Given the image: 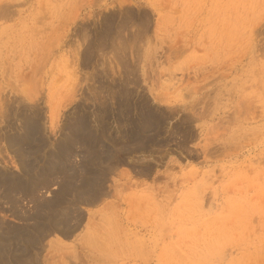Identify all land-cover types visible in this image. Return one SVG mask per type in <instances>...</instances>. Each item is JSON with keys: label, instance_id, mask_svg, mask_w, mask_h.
Wrapping results in <instances>:
<instances>
[{"label": "rangeland", "instance_id": "1", "mask_svg": "<svg viewBox=\"0 0 264 264\" xmlns=\"http://www.w3.org/2000/svg\"><path fill=\"white\" fill-rule=\"evenodd\" d=\"M1 224L8 264H264V0H0Z\"/></svg>", "mask_w": 264, "mask_h": 264}, {"label": "bare ground", "instance_id": "2", "mask_svg": "<svg viewBox=\"0 0 264 264\" xmlns=\"http://www.w3.org/2000/svg\"><path fill=\"white\" fill-rule=\"evenodd\" d=\"M147 108V107H146ZM36 118V117H35ZM32 119H34L33 117H32ZM31 120V119H30ZM34 123V122H33ZM31 125H32V123H31ZM29 126V128L28 129H26L25 130V136H26V139H28V140H31V139H33V138H39V130H38V128H37V126H35V124H34V126ZM101 128V127H100ZM133 131V130H132ZM21 133V132H20ZM19 135V134H18ZM23 135V136H24ZM15 136V135H14ZM122 136V135H121ZM129 136V135H128ZM16 138L17 137H15L14 138V140H16ZM19 138V137H18ZM22 138V137H21ZM21 138H19L20 139V141H21ZM31 138V139H30ZM24 139V138H23ZM25 139V140H26ZM14 140H12L11 142H10V144L11 145H13L14 143L16 144V142L14 141ZM23 142V141H22ZM43 142V141H42ZM28 143V142H27ZM19 144H20V142H19ZM23 145H25V147L26 146H29V145H26V144H23ZM18 147H19V150L20 151H22V150H24L25 149V147H23L22 146V144H20V145H17ZM53 159V158H52ZM54 159H56V157L54 158ZM28 168V167H27ZM26 171V170H25ZM33 172V171H32ZM32 172H30V174L32 173ZM41 173V171H35V173L36 174H38V173ZM27 173H29V172H27ZM30 174H28V176L30 175ZM35 174V176L37 177V176H40L41 174H39V175H36ZM32 175H34L33 173H32ZM31 175V176H32ZM33 177V176H32ZM31 177V178H32ZM34 179H36V178H34ZM20 180V179H19ZM28 180H29V178H28ZM42 180H44V179H42ZM41 180V178H40V181H42ZM28 182V181H27ZM30 182H31V180H30ZM35 182V181H34ZM24 183V182H23ZM32 183H33V181H32ZM38 183V182H37ZM45 183V182H44ZM26 184H28V183H26ZM41 184H43V182L41 183ZM17 185H18V183H17ZM34 185V184H33ZM32 185V186H33ZM39 185V184H38ZM45 185H46V183H45ZM101 185V184H100ZM30 186H31V184H30ZM42 186V185H41ZM93 186V185H92ZM99 186V185H98ZM97 186V187H98ZM36 187V186H35ZM32 188V187H31ZM94 188V187H93ZM33 189V188H32ZM100 189V188H99ZM30 190V189H29ZM92 190H94V189H92ZM98 190V189H97ZM97 190L95 191V192H97ZM84 191V190H83ZM86 191V190H85ZM100 191V190H99ZM98 191V192H99ZM34 192V191H33ZM32 192V193H33ZM87 192V193H86ZM85 193L86 194H89V190L88 191H86ZM81 194V193H80ZM83 194V193H82ZM98 194V193H97ZM96 194H94V196H95ZM89 197V196H88ZM88 197H86L87 199H88ZM90 198H91V196H90ZM93 198V197H92ZM6 229L8 230V228L7 227H5L3 224H1L0 225V249H2L3 248V246H4V244H6V242H8L10 245H12L13 244V240L14 239H16L15 237H18V238H20V235L21 234H24L23 232H21L20 230H13V231H10V230H8V231H6ZM6 232H5V231ZM10 231V232H9ZM8 232V235H4V234H6ZM26 233V232H25ZM25 235V234H24ZM22 238V237H21ZM24 238V237H23ZM22 238V239H23ZM20 240V239H19ZM15 242V241H14ZM28 251H29V249L27 248V246H24L23 248H21L18 252H19V256L15 259V260H17L18 261V263L19 264H22L21 262V260L23 259V258H25L26 257V255H28L29 253H28ZM28 253V254H27ZM7 256L8 257H10V254H7ZM3 260V261H2ZM24 262V264H25V261H23ZM9 263V260H8V258L6 257V255L5 254H3V256L1 257V259H0V264H8ZM12 264V263H11Z\"/></svg>", "mask_w": 264, "mask_h": 264}, {"label": "crops", "instance_id": "3", "mask_svg": "<svg viewBox=\"0 0 264 264\" xmlns=\"http://www.w3.org/2000/svg\"><path fill=\"white\" fill-rule=\"evenodd\" d=\"M53 244H57V243H53Z\"/></svg>", "mask_w": 264, "mask_h": 264}]
</instances>
